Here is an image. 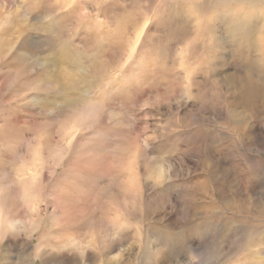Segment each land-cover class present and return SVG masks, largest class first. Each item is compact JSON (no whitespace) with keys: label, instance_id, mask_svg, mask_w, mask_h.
<instances>
[{"label":"rangeland","instance_id":"374dc122","mask_svg":"<svg viewBox=\"0 0 264 264\" xmlns=\"http://www.w3.org/2000/svg\"><path fill=\"white\" fill-rule=\"evenodd\" d=\"M253 86L264 0H0V264H264Z\"/></svg>","mask_w":264,"mask_h":264},{"label":"bare ground","instance_id":"6f19581e","mask_svg":"<svg viewBox=\"0 0 264 264\" xmlns=\"http://www.w3.org/2000/svg\"><path fill=\"white\" fill-rule=\"evenodd\" d=\"M249 22H250V21H249ZM244 27H245V26H244ZM249 27H250V31H251V29L253 30V28H256V29L259 28L257 25H256V27H253L252 24H250ZM246 28H247V27H246ZM248 29H249V28H248ZM242 30H243V29H242ZM238 31H241V30L238 28ZM245 31H246V30H245ZM250 31H249V34H248L249 36H246L247 38H249V39H248L249 41H251V40H250V36L252 35V33H250ZM252 32H253V31H252ZM250 34H251V35H250ZM253 35H254V34H253ZM244 37H245V36H244ZM245 39H246V38H245ZM239 42H240V41H239ZM239 42H238V43H239ZM240 43H241V42H240ZM250 43H251V42H250ZM255 44H256V43H255ZM250 45H251V44H250ZM252 45H253V44H252ZM247 84H248V83H247ZM250 85H251V84H250ZM250 85H249V86H250ZM253 85H254V84H253ZM244 86H246V85H244ZM251 86H252V85H251ZM246 87H248V86H246ZM255 87H256V86H255ZM255 87L253 86L254 89H252V88L250 87V88H247V89L244 88V89H246L245 91H243V90H241V91L239 90V91L243 93V94L241 93V95H242L243 98L247 96L246 98L249 99L250 94H251V93H250V92H251L250 89H252V93H253V91H254V93H253L254 96L257 98L258 101L261 102V103H260V107L262 108V110H264V104H262L263 102L261 101L262 98L264 97V91H263V90H258V88H255ZM241 89H242V88H241ZM242 97L239 96V99H240V100L238 99V100H239L238 102L243 103V102H246V101H247V99L242 100V99H241ZM255 102H256V101H255ZM240 103H239V104H240ZM242 106H243V105H242ZM257 109H258V108H257ZM257 111H258V110H257Z\"/></svg>","mask_w":264,"mask_h":264}]
</instances>
